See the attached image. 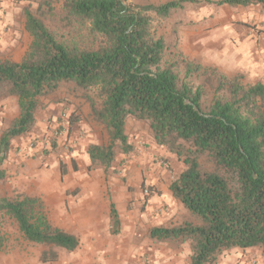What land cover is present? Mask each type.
<instances>
[{
  "label": "trees",
  "instance_id": "trees-1",
  "mask_svg": "<svg viewBox=\"0 0 264 264\" xmlns=\"http://www.w3.org/2000/svg\"><path fill=\"white\" fill-rule=\"evenodd\" d=\"M57 1L66 29L60 36L45 23L55 14ZM122 1L37 0L35 15L23 11L24 29L31 39L28 49L18 63L0 60V99L16 98L19 110L0 135V163L15 138L32 132L40 99L63 83H73L82 91L95 90L100 106L86 99L109 143L88 145L89 169L100 168L108 175L118 155L134 152L125 130L129 117L147 122L154 143L184 165L169 191L197 225L156 226L149 230V239L188 242L189 264H216L231 249L258 248L264 257V85L245 87L240 74L206 76L217 87L204 108L202 88L182 81L175 65H162L165 43L152 33L155 20L169 19L192 0L146 6H125ZM214 3L264 7V0ZM197 69L201 67L195 65ZM224 89L226 96H218ZM79 120L70 113L68 128ZM110 212L116 222L112 203ZM0 213L16 223L29 243L67 252L78 248L75 236L49 223L38 198H0ZM57 258L56 252L49 251L40 260Z\"/></svg>",
  "mask_w": 264,
  "mask_h": 264
},
{
  "label": "rangeland",
  "instance_id": "rangeland-1",
  "mask_svg": "<svg viewBox=\"0 0 264 264\" xmlns=\"http://www.w3.org/2000/svg\"><path fill=\"white\" fill-rule=\"evenodd\" d=\"M9 1L0 0V16L10 9L8 13L12 16L11 22L4 30L10 29L15 32L16 38L14 44L13 41L0 42V60L18 63L31 40L24 29L23 11L28 9L35 15L37 0ZM170 1L179 0L122 2L125 6H146L161 5ZM215 1L217 0H192L185 3L183 8L169 19L155 20L152 25L154 37L161 38L165 43L162 65H175L182 81L202 88L204 108L213 99L217 87V82L208 81L206 76H220L222 73L213 67L203 66L204 59L218 56L216 49L221 46L238 47L249 40H260L264 48V7L252 5L246 8H232L216 6ZM54 7V17H49L45 23L60 36L66 33L63 27L65 24L62 19L61 2L57 1ZM69 36L71 37L72 33ZM195 65L201 69L194 70ZM188 69L190 73L187 72ZM206 69H215L217 72L213 75L211 70L205 72ZM241 75L243 86L252 85L246 82L244 74ZM226 93L225 89L221 90L218 96H226ZM86 96L93 100L96 107L100 106L101 101L95 90L82 91L73 83H63L54 93L40 99L36 119L41 120L44 129L41 134L34 135L24 144L15 140L10 144L7 158L0 163V172L4 174V178L0 180V198L12 200L24 197L26 196L24 192L20 193L22 189L29 190L31 187L46 183V179H50L47 174L53 176L54 161L58 160L62 164L65 160L62 154L70 150L68 117L70 113H74V116L81 118L83 105L89 106ZM58 103H64L68 109L70 106L73 107L70 111L56 112L55 104ZM18 114L16 98L0 99V135ZM89 117H92L91 113ZM98 126L101 127L98 131L104 144L107 133L100 124ZM125 130L132 145L137 132L143 133L142 136L151 132L147 122L137 121L131 117L125 123ZM55 131L62 133L61 139L52 138ZM52 141H55V146L52 145ZM134 148L130 155H118L109 172L110 177L119 181L122 186V213L116 222L111 220L109 233L101 232L97 240L86 236L79 240L80 245L76 250L62 251L59 255L58 250L54 251L47 247L46 252L54 251L58 258L56 261L40 264H189L191 251L188 242L173 240L160 243L148 237L149 230L156 226L173 227L187 222L197 225L196 220L177 200L173 198L167 201L165 197H161L162 191L156 186L157 182L167 187V184L169 185L184 169V165L176 157V161L171 162L150 151V146L144 138H141ZM82 166V171L91 170ZM95 169L101 170L100 168L92 170ZM17 231L16 223L0 213L2 242L9 243L10 239L17 235ZM254 257L257 264L258 259L264 264V257L258 248L225 251L219 256L216 264H251ZM244 258L246 259L242 261Z\"/></svg>",
  "mask_w": 264,
  "mask_h": 264
},
{
  "label": "crops",
  "instance_id": "crops-1",
  "mask_svg": "<svg viewBox=\"0 0 264 264\" xmlns=\"http://www.w3.org/2000/svg\"><path fill=\"white\" fill-rule=\"evenodd\" d=\"M9 11L10 9L6 10L0 16V42L9 43L13 41L12 44H14L15 32L13 33L10 29L4 30L11 22L12 16L8 13ZM3 35L4 38H2ZM216 53L218 56L212 59H204L203 66L213 67L228 76L241 73L245 75L247 83L260 82L264 85V48L260 40H249V42H245L238 47L224 45V47L221 46L216 49ZM55 106H57L56 112L70 111L73 107L70 106L68 109L64 103H58ZM82 111L80 120L68 128L70 150L62 154L65 159L62 164L58 160L54 161L53 176L47 174L50 179H46V183L31 187L29 190L22 189L20 193L24 192L26 197L40 199L46 218L52 226L75 236L78 240L86 236L97 240L101 232L103 234L105 231L109 233L111 203L115 207L118 218L121 216L122 186L119 181L112 179L110 174L105 175L102 170L82 171V165L88 169L90 166L89 157L86 153L88 145H103L102 136L98 131L101 127L98 126L95 120H92V117H89V106L83 105ZM43 129L44 124H41V120L37 121L36 119V125L32 132L14 140L17 143L20 141L24 144L34 135L41 134ZM142 135L144 134L136 133V138L132 140L135 147L136 143L144 138L150 146V151L156 152L171 162L176 161L174 155L155 145L151 132L146 136ZM107 138L108 136H105L104 145L109 143ZM61 165L64 170L63 174H61ZM161 184L156 182L157 189L162 191L160 196L165 197L167 201L173 199L169 191V185L167 184V187H164L165 185ZM47 247L49 246L27 242L18 230L17 235L14 236V239H10L9 243L2 242L0 264H40L41 255L47 251ZM50 248L54 251L58 250V255L62 251H66L56 247ZM245 259L241 260L244 261ZM258 262V264H263L259 259Z\"/></svg>",
  "mask_w": 264,
  "mask_h": 264
},
{
  "label": "built area",
  "instance_id": "built-area-1",
  "mask_svg": "<svg viewBox=\"0 0 264 264\" xmlns=\"http://www.w3.org/2000/svg\"><path fill=\"white\" fill-rule=\"evenodd\" d=\"M63 117H65V116H63ZM61 137H62V133L59 131H55L52 135V138L55 140H59V139H61ZM251 264H257L255 257L251 260Z\"/></svg>",
  "mask_w": 264,
  "mask_h": 264
}]
</instances>
